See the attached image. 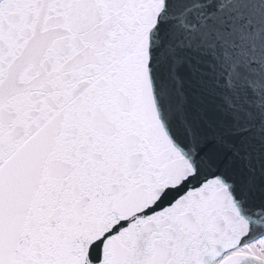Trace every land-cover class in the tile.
Returning a JSON list of instances; mask_svg holds the SVG:
<instances>
[{"label":"snow or ice","instance_id":"1","mask_svg":"<svg viewBox=\"0 0 264 264\" xmlns=\"http://www.w3.org/2000/svg\"><path fill=\"white\" fill-rule=\"evenodd\" d=\"M0 264H264V0H0Z\"/></svg>","mask_w":264,"mask_h":264}]
</instances>
